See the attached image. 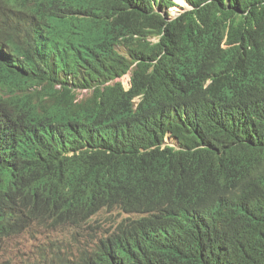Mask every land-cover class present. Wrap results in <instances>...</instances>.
<instances>
[{
  "label": "trees",
  "instance_id": "1",
  "mask_svg": "<svg viewBox=\"0 0 264 264\" xmlns=\"http://www.w3.org/2000/svg\"><path fill=\"white\" fill-rule=\"evenodd\" d=\"M185 2L0 0V264H264V0Z\"/></svg>",
  "mask_w": 264,
  "mask_h": 264
},
{
  "label": "rangeland",
  "instance_id": "2",
  "mask_svg": "<svg viewBox=\"0 0 264 264\" xmlns=\"http://www.w3.org/2000/svg\"><path fill=\"white\" fill-rule=\"evenodd\" d=\"M177 5L189 8L186 3L174 0ZM184 1V0H183ZM181 10L176 7L169 9L171 17H175ZM125 88H129V74L121 78ZM121 214L117 212L101 211L94 216L88 224L79 229L66 228L53 231H40L24 233L6 242L5 252L18 253L24 261L54 259L59 261L68 253H74L77 248L93 247L97 239L112 231L120 220ZM4 258V254H2Z\"/></svg>",
  "mask_w": 264,
  "mask_h": 264
},
{
  "label": "bare ground",
  "instance_id": "3",
  "mask_svg": "<svg viewBox=\"0 0 264 264\" xmlns=\"http://www.w3.org/2000/svg\"><path fill=\"white\" fill-rule=\"evenodd\" d=\"M177 1H180V0H177ZM181 2V4H183V2L182 1H180ZM195 84V83H194ZM202 87V86H201ZM96 95V94H95ZM95 97V96H94ZM200 97V96H199ZM204 107V106H203ZM104 120V119H103ZM94 125V124H93ZM105 126V125H104ZM217 130V129H216ZM118 151V150H117ZM110 155V154H109ZM120 155V154H119ZM78 164V163H77ZM80 164V163H79ZM21 165V164H20ZM80 166V165H79ZM217 166V165H216ZM76 167V166H75ZM81 167V166H80ZM84 169H85V167H84ZM89 171V170H88ZM83 172H84V170H83ZM225 172V171H224ZM75 173V172H74ZM226 174V173H225ZM84 175V174H83ZM70 178V177H69ZM73 178V177H72ZM71 184H72V182H71ZM191 184V183H190ZM229 190V189H228ZM187 191V190H186ZM188 192V191H187ZM194 192V191H193ZM191 198V197H190ZM195 198V197H194ZM216 204V203H215ZM218 206V205H217ZM204 207V206H203ZM234 209V208H233ZM62 210V209H61ZM193 210H194V208H193ZM63 211H65L64 209H63ZM220 211V210H219ZM221 215V214H220ZM224 216V215H223ZM227 222V221H226ZM176 224V223H175ZM191 225V224H190ZM197 231V230H196ZM165 249V248H164ZM177 254V253H176Z\"/></svg>",
  "mask_w": 264,
  "mask_h": 264
},
{
  "label": "clouds",
  "instance_id": "4",
  "mask_svg": "<svg viewBox=\"0 0 264 264\" xmlns=\"http://www.w3.org/2000/svg\"><path fill=\"white\" fill-rule=\"evenodd\" d=\"M184 3H186L185 0H184ZM179 6H180V7H184V6H182V5H179ZM178 9H179V8H178ZM125 75H126V74H125ZM125 75H124V76H125ZM121 78H122V77H121ZM120 80H121V79H120ZM121 82H122V80H121ZM122 84H123V83H122ZM123 86H124V85H123ZM129 86H130V85H129ZM124 88H125V87H124ZM125 89H127V88H125ZM82 92H83V91H82ZM121 216H122V217L120 218V220H121L122 218H124V215L121 214ZM120 220H119V221H120ZM119 221H118V222H119ZM118 222H117V223H118ZM117 223H116V225H117ZM116 225L113 227L112 231L114 230V228L116 227ZM110 232H111V231H110ZM110 232H108V233H110ZM106 234H107V233H106ZM106 234H105V235H106ZM105 235H103V236H105ZM103 236H101V237H103ZM97 240H98V239H97ZM96 243H97V241L95 242V244H96ZM95 244H94V245H95Z\"/></svg>",
  "mask_w": 264,
  "mask_h": 264
}]
</instances>
